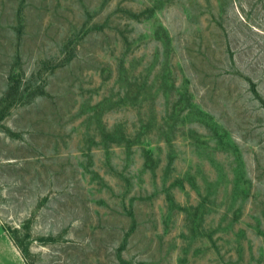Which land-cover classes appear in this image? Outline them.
<instances>
[{
  "label": "rangeland",
  "instance_id": "1",
  "mask_svg": "<svg viewBox=\"0 0 264 264\" xmlns=\"http://www.w3.org/2000/svg\"><path fill=\"white\" fill-rule=\"evenodd\" d=\"M0 264H264V0H0Z\"/></svg>",
  "mask_w": 264,
  "mask_h": 264
},
{
  "label": "trees",
  "instance_id": "2",
  "mask_svg": "<svg viewBox=\"0 0 264 264\" xmlns=\"http://www.w3.org/2000/svg\"><path fill=\"white\" fill-rule=\"evenodd\" d=\"M218 14H219V12H218ZM219 17H222V16L220 15ZM155 33L157 34L156 37L159 39L164 37L162 43L164 46L165 57H166V59H168L169 55H170L169 54V47L171 44V39L168 36V34H166V36L165 35L164 36L159 35L160 34L159 29L156 30ZM159 47H160V45H158V48ZM157 54H159V53H157ZM188 70H189V68H188ZM186 72L183 71V75L187 76V79H188V76H193V78L195 79L196 74L194 72H192V71H190L188 73H186ZM173 87H175L174 83L172 84L171 88H169V91L168 92L165 91V94H163V96H162L163 101H166V103H163V104L166 107V113H168V118H167V126L166 127L159 126L158 131H162V134L166 137L174 136L175 132L178 130V126H179L178 125L179 124V122H178L179 115L176 114L175 110H174L175 103L171 104L172 101L176 98L175 94H173V92H172ZM177 97H179V101L182 100V102L184 103V106L186 107V113H185L186 115L183 116V119L181 122V127H183L182 129H185L186 128L185 127V123H186L185 121L188 120L190 123L195 122L197 115L202 113V110H200L199 105L194 102L193 95L191 94V89L188 85H185L184 83H182V85L180 86V89L177 92ZM151 123H152V121L150 120L149 124H151ZM138 136H140V135H138Z\"/></svg>",
  "mask_w": 264,
  "mask_h": 264
}]
</instances>
